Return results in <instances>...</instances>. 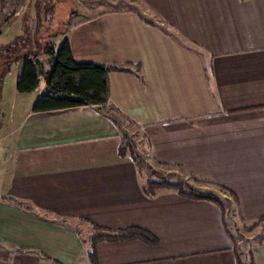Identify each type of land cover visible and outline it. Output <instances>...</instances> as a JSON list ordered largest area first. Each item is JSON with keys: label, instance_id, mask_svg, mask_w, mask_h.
<instances>
[{"label": "crops", "instance_id": "obj_1", "mask_svg": "<svg viewBox=\"0 0 264 264\" xmlns=\"http://www.w3.org/2000/svg\"><path fill=\"white\" fill-rule=\"evenodd\" d=\"M71 1L59 36L74 62L126 71L108 75L103 106L34 113L43 78L31 104L8 105L0 264H242L216 203L144 192L147 176L120 150L112 113L139 130L152 169L220 190L239 226L264 222V0ZM129 229L143 236L92 238ZM248 259L264 264V240Z\"/></svg>", "mask_w": 264, "mask_h": 264}, {"label": "trees", "instance_id": "obj_2", "mask_svg": "<svg viewBox=\"0 0 264 264\" xmlns=\"http://www.w3.org/2000/svg\"><path fill=\"white\" fill-rule=\"evenodd\" d=\"M38 33V25L33 28L24 25L20 34L5 45V57L3 54L0 55V60L4 59V62L0 63V82L12 64L18 66L16 91L20 94L31 93L36 90L39 78L42 77L45 83V93L35 100L32 106L34 113L107 104L109 96L108 75L112 72H124L126 70L115 64L76 63L72 58L69 41L64 40L56 49L51 40L54 35H48L45 43L39 45ZM39 55H45L49 58L47 70H44L37 60ZM124 139L125 137L122 138V146L120 147L122 152L126 150ZM134 161L137 163L136 159ZM154 176L161 179L157 174ZM155 189H173L181 195L216 203L222 212L224 210L212 194H200L184 182L147 181L143 188L144 192L149 195H153ZM141 232L137 229H129L113 236L95 235L92 238L95 243V240L99 239H123L136 234L142 237ZM88 256L94 263V248Z\"/></svg>", "mask_w": 264, "mask_h": 264}, {"label": "rangeland", "instance_id": "obj_3", "mask_svg": "<svg viewBox=\"0 0 264 264\" xmlns=\"http://www.w3.org/2000/svg\"><path fill=\"white\" fill-rule=\"evenodd\" d=\"M99 0H93V4L100 3ZM110 1V2H109ZM102 2V1H101ZM109 3H115L116 7L107 6V10L123 9L127 7L142 8L139 2L130 0H106ZM82 3H88L82 2ZM103 3V2H102ZM108 3V4H109ZM131 5V6H130ZM113 7V8H112ZM77 4L71 0H0V55L4 53V47L11 42L21 32L22 27L30 28L38 25L39 45H43L48 35L51 37L54 47L57 49L61 44L60 31L67 27L72 18V13L76 10ZM52 9V10H51ZM105 10V8H102ZM51 10V11H50ZM78 20V19H76ZM74 20V21H76ZM73 21V22H74ZM55 33H57L55 35ZM42 55H39L40 57ZM5 57V56H4ZM41 59V60H40ZM43 69L47 64L45 58H39ZM4 59L0 60V63ZM1 65V64H0ZM1 72V70H0ZM18 75V66L11 65L0 82V118L4 115L10 103H17L16 106L24 107L31 104L34 94H20L16 91V78ZM42 82V77L39 78ZM118 125L122 129L125 139L123 140L126 151L132 154L138 165L141 167L143 174L147 176L148 181H163L165 183L184 182L192 189L197 190L200 194L210 193L214 195L224 209V220L236 241V251L242 259V264H249L250 248L263 242L264 240V222H258L248 226H239L236 223V213L234 205L227 202V198L222 197L223 193L215 188L205 186L201 181H195L188 174L176 171L166 167L152 169L149 165L148 155L144 150V141L140 140V132L134 124L122 119V117L113 114ZM139 138V139H138ZM154 174L159 175L158 179ZM156 192L174 191L173 189H155Z\"/></svg>", "mask_w": 264, "mask_h": 264}]
</instances>
